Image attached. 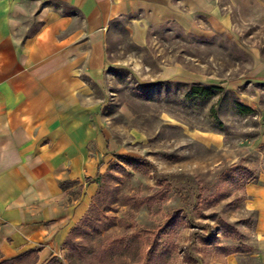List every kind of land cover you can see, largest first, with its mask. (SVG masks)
I'll return each instance as SVG.
<instances>
[{"label":"rangeland","instance_id":"374dc122","mask_svg":"<svg viewBox=\"0 0 264 264\" xmlns=\"http://www.w3.org/2000/svg\"><path fill=\"white\" fill-rule=\"evenodd\" d=\"M232 2V33L168 24L136 46L125 19L110 24L104 87H91L105 159L87 219L56 264H264V82L253 76L264 6ZM166 66L180 70L165 79ZM195 86L219 89L199 98Z\"/></svg>","mask_w":264,"mask_h":264},{"label":"crops","instance_id":"0c3cea01","mask_svg":"<svg viewBox=\"0 0 264 264\" xmlns=\"http://www.w3.org/2000/svg\"><path fill=\"white\" fill-rule=\"evenodd\" d=\"M227 1L0 0V263L56 264L96 195L105 158L91 87H104L110 24L125 19L136 46L168 24L191 35L232 33ZM179 70L161 72L168 79ZM253 76L264 82V60ZM257 189L263 235L264 176Z\"/></svg>","mask_w":264,"mask_h":264},{"label":"trees","instance_id":"16d2710c","mask_svg":"<svg viewBox=\"0 0 264 264\" xmlns=\"http://www.w3.org/2000/svg\"><path fill=\"white\" fill-rule=\"evenodd\" d=\"M219 88L217 87H201V86H195V87H192L191 89V94L194 96V97H199V98H210L214 95V91L215 90H218ZM236 109L242 113H250L252 112L251 109L247 108V107H244L240 104H237L236 105ZM90 210V208H89ZM89 210L87 212V214L89 213ZM87 214L80 220L79 223L83 222L84 220L87 219ZM21 258V256H18V257H15L13 259H11L10 261H4V262H1L0 264H8L9 262H16V261H19ZM70 261V264H72L71 260Z\"/></svg>","mask_w":264,"mask_h":264}]
</instances>
